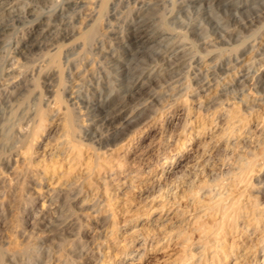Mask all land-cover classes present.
<instances>
[{
  "label": "rangeland",
  "instance_id": "rangeland-1",
  "mask_svg": "<svg viewBox=\"0 0 264 264\" xmlns=\"http://www.w3.org/2000/svg\"><path fill=\"white\" fill-rule=\"evenodd\" d=\"M0 264H264V0H0Z\"/></svg>",
  "mask_w": 264,
  "mask_h": 264
},
{
  "label": "bare ground",
  "instance_id": "bare-ground-1",
  "mask_svg": "<svg viewBox=\"0 0 264 264\" xmlns=\"http://www.w3.org/2000/svg\"><path fill=\"white\" fill-rule=\"evenodd\" d=\"M108 3H109V2H108ZM102 8H103V7H102ZM100 10H102V9H100ZM130 34H131V33H130ZM85 39H86V38H85ZM55 53H56V52H55ZM55 53H53V55H55ZM9 61H10V60H9ZM149 70H150V69H149ZM1 75H2V74H1ZM153 75H154V74H153ZM158 75H159V74H158ZM142 76H143V75H142ZM142 76H141V77H142ZM144 76H145V75H144ZM149 76H150V75H149ZM242 76H243V75H242ZM136 77H137V76H136ZM117 78H118V77H117ZM148 79H149V78H148ZM151 81H152V80H151ZM135 82H136V81H135ZM135 82H131V83L129 84L128 89H129L130 91L134 88V84H135ZM100 83H101V82H100ZM110 83H111V82H110ZM114 83H115V82H114ZM191 83H192V82H191ZM102 85H103V84H102ZM110 85H111V84H110ZM97 86H99V85H97ZM97 86H96V87H97ZM111 86H112V85H111ZM102 87H103V86H102ZM106 87H107V86H106ZM100 88H101V86L99 87V90H100ZM110 88H112V87H110ZM119 88H120V87H119ZM116 89H117V88H116ZM123 89H124V88H123ZM126 89H127V87H126ZM128 89H127V90H128ZM101 90H102V89H101ZM110 90H111V89H110ZM133 90H134V89H133ZM133 90H132V91H133ZM111 91H112V90H111ZM125 91H126V90H125ZM115 92H116V90H115ZM105 93H106V92H105ZM105 93H104V94H105ZM112 93H113V92H112ZM132 93H133V92H132ZM107 94H108V93H107ZM110 94H111V92H110ZM110 94H109V95H110ZM128 94H129V93H128ZM128 94H127V96H128ZM135 94H136V93H135ZM97 95H98V94H97ZM99 95H100V93H99ZM112 95H113V94H112ZM114 95H115V94H114ZM124 95H125V94H124ZM130 95H131V94H129V96H130ZM137 95H138V94H137ZM107 96H108V95H107ZM110 96H111V95H110ZM110 96H109V97H110ZM119 96H120V95H119ZM121 96H122V95H121ZM124 97H125V96H124ZM132 97H133V96H132ZM89 98H90V97H89ZM93 98H94V97H93ZM113 98H114V97H113ZM115 98H117V97H115ZM134 98H135V97H134ZM105 99H106V98H105ZM109 99H110V98H109ZM101 100H102V98H101ZM101 100H100V101H101ZM103 100H104V99H103ZM110 100H111V99H110ZM114 100H115V99H114ZM129 100H130V99H129ZM82 101H83V100H81V102H82ZM96 101H97V100H96ZM98 101H99V100H98ZM100 101H99V102H100ZM124 101H125V100H124ZM130 102H131V101H130ZM139 102H140V101H139ZM109 103H110V102H109ZM120 103H121V102H120ZM89 104H90V103H89ZM99 104H100V103H99ZM106 104H107V103H106ZM128 104H129V103H128ZM133 104H134V103H133ZM95 105H96V104H95ZM100 105L102 106V104H100ZM107 105H108V104H107ZM123 106H124V105H123ZM131 107H132V106H131ZM116 108H118V106H117ZM116 108H115V109H116ZM91 109H92V107H91ZM94 111H95V110H94ZM121 111H122V109H121ZM125 111H126V110H125ZM125 111H124V112H125ZM112 114H113V113H112ZM124 115H125V114H124ZM70 116H71V115H70ZM67 117H69V116H67ZM112 118H113V117H112ZM120 118H121V117H120ZM116 120H117V119H116ZM123 120H124V119H123ZM111 121H112V120H111ZM96 122H97V121H96ZM110 123H111V122H110ZM124 125H125V124H124ZM119 126H120V125H119ZM126 129H127V128H126ZM117 132H118V131H117ZM98 138H99V137H98ZM118 138H119V136H118ZM107 140H108V139H107ZM108 141H109V140H108Z\"/></svg>",
  "mask_w": 264,
  "mask_h": 264
}]
</instances>
